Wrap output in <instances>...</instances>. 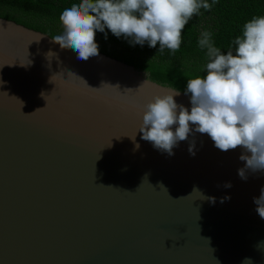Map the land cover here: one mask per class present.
<instances>
[{
  "label": "water",
  "instance_id": "95a60500",
  "mask_svg": "<svg viewBox=\"0 0 264 264\" xmlns=\"http://www.w3.org/2000/svg\"><path fill=\"white\" fill-rule=\"evenodd\" d=\"M239 94L0 17V264H264V109Z\"/></svg>",
  "mask_w": 264,
  "mask_h": 264
},
{
  "label": "trees",
  "instance_id": "16d2710c",
  "mask_svg": "<svg viewBox=\"0 0 264 264\" xmlns=\"http://www.w3.org/2000/svg\"><path fill=\"white\" fill-rule=\"evenodd\" d=\"M0 17L161 85L264 109V0H0Z\"/></svg>",
  "mask_w": 264,
  "mask_h": 264
}]
</instances>
